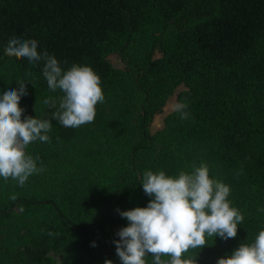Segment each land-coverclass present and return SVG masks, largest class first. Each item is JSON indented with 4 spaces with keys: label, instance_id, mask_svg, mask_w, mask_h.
<instances>
[{
    "label": "trees",
    "instance_id": "16d2710c",
    "mask_svg": "<svg viewBox=\"0 0 264 264\" xmlns=\"http://www.w3.org/2000/svg\"><path fill=\"white\" fill-rule=\"evenodd\" d=\"M13 36L35 39L63 70L93 69L105 100L92 123L52 120L43 100L58 105L64 93L48 89L43 61L5 55ZM20 81L21 119L52 128L50 142L26 149L43 171L23 187L0 178V264H56L52 254L60 264H121L113 241L128 221L119 213L153 199L143 173L176 177L201 163L244 219L235 238L206 236L182 258L216 264L264 230V0H0V96ZM179 86L189 117L174 110L151 133Z\"/></svg>",
    "mask_w": 264,
    "mask_h": 264
},
{
    "label": "clouds",
    "instance_id": "9594fccd",
    "mask_svg": "<svg viewBox=\"0 0 264 264\" xmlns=\"http://www.w3.org/2000/svg\"><path fill=\"white\" fill-rule=\"evenodd\" d=\"M37 49L35 39L13 36L4 53L17 60L26 58L32 64L43 61L42 75L48 89L64 93L58 105L55 98L43 100L53 110L52 120L67 128L92 123L95 106L105 100L100 77L86 65L74 63L63 70L54 55ZM17 83V89L0 96V178L5 182L11 179L23 187L30 176L43 171V167L37 166L39 156L33 158L26 149L36 141L50 142L52 124L48 119H21L24 109L19 107V101L27 90L25 82ZM186 108V103L175 105L181 119L189 117ZM141 185L153 199L146 207L119 213L128 221V226L117 233L120 239L113 241L121 264H146L144 258L149 254L154 258L153 264H197L196 256L182 257L190 249L206 246V236L223 240L237 236V226L244 217L228 200L229 186L211 178L205 164L194 166L191 172L182 170L176 177L164 171H145ZM10 199L15 200L16 196ZM162 256L170 259L164 260ZM104 264L112 261L106 259ZM216 264H264V230L259 231L254 243H241L231 256L219 258Z\"/></svg>",
    "mask_w": 264,
    "mask_h": 264
},
{
    "label": "rangeland",
    "instance_id": "374dc122",
    "mask_svg": "<svg viewBox=\"0 0 264 264\" xmlns=\"http://www.w3.org/2000/svg\"><path fill=\"white\" fill-rule=\"evenodd\" d=\"M107 59L111 63V65L115 68L122 69L124 67L123 63L117 58V56L115 54L109 55ZM183 89H184V86H179L174 91L173 95L168 99V101L165 104L162 112L160 114H157L154 117V120L150 126V132L151 133H154L158 129H161L163 127L165 116L175 110V105L177 104L176 94ZM52 256L55 258L56 264H60V258L54 254H52Z\"/></svg>",
    "mask_w": 264,
    "mask_h": 264
}]
</instances>
